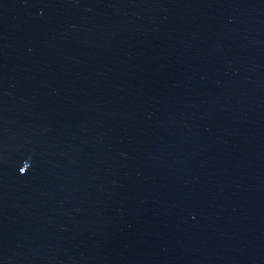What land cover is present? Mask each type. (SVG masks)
I'll return each instance as SVG.
<instances>
[{"label":"water","instance_id":"1","mask_svg":"<svg viewBox=\"0 0 264 264\" xmlns=\"http://www.w3.org/2000/svg\"><path fill=\"white\" fill-rule=\"evenodd\" d=\"M0 264H264V0H0Z\"/></svg>","mask_w":264,"mask_h":264}]
</instances>
